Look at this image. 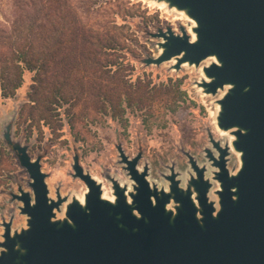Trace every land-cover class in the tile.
<instances>
[{"label":"water","instance_id":"1","mask_svg":"<svg viewBox=\"0 0 264 264\" xmlns=\"http://www.w3.org/2000/svg\"><path fill=\"white\" fill-rule=\"evenodd\" d=\"M194 22L189 33L159 29L156 57L143 64L159 67L175 61L202 67L196 82L202 94L219 98L215 123L229 135L224 143L207 129L210 147L200 164L189 151L185 180L176 164L162 177L149 179L150 166L138 167L117 145L118 163L130 186L105 173L113 200L102 182L73 158L71 176L87 191L80 198L50 194L41 159L14 141L11 124L3 138L27 172L31 192L18 187L25 226L4 221L0 264H264V0H150ZM194 36V37H193ZM236 154L239 166L229 168Z\"/></svg>","mask_w":264,"mask_h":264},{"label":"rangeland","instance_id":"2","mask_svg":"<svg viewBox=\"0 0 264 264\" xmlns=\"http://www.w3.org/2000/svg\"><path fill=\"white\" fill-rule=\"evenodd\" d=\"M79 9L82 18L90 26L102 29L105 25H117L124 33L132 35L134 53L128 54L127 62L132 64L134 71L127 77L130 82L152 80L153 84L167 83L169 80H183L182 89L187 94V100L176 113H165L163 108L156 106V119L147 125L140 113H127L128 127L124 129L117 121L96 113L91 108L79 107L76 109L77 118L75 128L70 129L65 120L61 132L51 134L43 124L33 126L27 120L29 112L28 92L32 74H25L22 88L12 99L0 101V241H2L3 219H13V229L17 230L26 224V217L20 215L21 203L12 200L11 194L17 193L18 187L31 192L28 186L30 178L19 164L12 147L3 138L4 127L12 124L11 133L14 141L20 140L28 145L33 159L41 158L42 171L47 174L46 182L50 194L55 198L56 189L60 188L62 196L71 199L72 196L83 198L87 188L79 179H73L71 173L73 158L79 157L81 166L95 179L102 182L104 193L111 195L110 182L105 179V173L117 178L122 184H131L130 179L118 163L119 154L116 146L121 144L125 153L133 158L142 154L139 168L145 163L150 166L149 179L159 186L167 182L162 177L168 174V166L176 164V171L181 172L182 180L188 177V159L181 149L189 151L200 164L206 163L203 150L210 147L207 129H210L216 139L222 143L229 139L228 134L221 135L215 125V117L219 98L203 95L196 82L203 78L202 67H183L176 72L171 69L173 61L159 67L145 66L143 60L147 57H156L158 40L151 37L159 29L171 28L180 33L184 27L191 33L194 22L181 13L169 12L150 2V0H126L134 4V10L141 7L146 13L138 14L134 18L124 17L116 0H72ZM131 6V5H130ZM12 15L9 0H0V21L8 20ZM40 127V129H39ZM32 130V131H30ZM239 166L236 154L232 155L229 168Z\"/></svg>","mask_w":264,"mask_h":264},{"label":"trees","instance_id":"3","mask_svg":"<svg viewBox=\"0 0 264 264\" xmlns=\"http://www.w3.org/2000/svg\"><path fill=\"white\" fill-rule=\"evenodd\" d=\"M9 2L12 15L0 21V101L14 98L25 74H32L27 96L31 129L43 124L56 134L66 120L73 130L79 107L127 129L129 111L140 113L149 125L156 119V106L174 114L186 102L181 79L159 84L127 79L134 71L127 57L134 53L136 40L118 30L128 26L96 29L83 20L72 0ZM116 2L124 17L146 13L140 5L134 10L129 1Z\"/></svg>","mask_w":264,"mask_h":264},{"label":"bare ground","instance_id":"4","mask_svg":"<svg viewBox=\"0 0 264 264\" xmlns=\"http://www.w3.org/2000/svg\"><path fill=\"white\" fill-rule=\"evenodd\" d=\"M159 6V8H161V9H163L164 7H165V5L164 4H160V5H158ZM181 14H183V13H181ZM194 37V36H193ZM175 62V61H174ZM185 66H188V65H185ZM216 118V117H215ZM215 125H216V123H215ZM218 129V128H217ZM219 131V130H218ZM220 133H221V135H224V134H227V133H225V132H222V131H219ZM104 189V188H103ZM104 196L106 197V198H108V199H110V200H113L114 199V197L113 196H111V195H107L106 193H104ZM84 198V197H83ZM83 198H80V200L83 202Z\"/></svg>","mask_w":264,"mask_h":264},{"label":"flooded vegetation","instance_id":"5","mask_svg":"<svg viewBox=\"0 0 264 264\" xmlns=\"http://www.w3.org/2000/svg\"><path fill=\"white\" fill-rule=\"evenodd\" d=\"M183 67H187V66L184 65ZM203 95H205V94H203ZM11 128H12V124H11ZM217 130H218V129H217ZM220 134H221V133H220ZM23 145H24V144H23ZM27 146H28V145H27ZM29 152H30V149H29V146H28V154L30 155ZM30 157L32 158L31 155H30ZM37 158H40V157H37ZM37 158H36V159H37ZM40 159H41V158H40ZM32 160H35V159L32 158ZM138 167H139V165H138ZM60 192H61V189H60ZM17 193H18V190H17ZM17 193H12V194H17ZM12 194H11V195H12ZM61 194H62V193H61ZM110 194H111V196H112V192H110ZM4 221H7V220H6V219H3V221L1 222V224H2Z\"/></svg>","mask_w":264,"mask_h":264}]
</instances>
